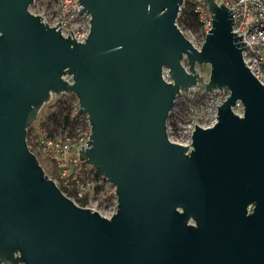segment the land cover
<instances>
[{"label":"water","instance_id":"obj_1","mask_svg":"<svg viewBox=\"0 0 264 264\" xmlns=\"http://www.w3.org/2000/svg\"><path fill=\"white\" fill-rule=\"evenodd\" d=\"M205 1L213 28L197 49L176 24L183 0H81L83 43L43 22L34 0H0V264H264V85L233 9ZM192 86L230 96L190 150L167 130ZM64 93L91 123L81 159L115 186L110 218L74 202L29 148L39 112Z\"/></svg>","mask_w":264,"mask_h":264},{"label":"built area","instance_id":"obj_2","mask_svg":"<svg viewBox=\"0 0 264 264\" xmlns=\"http://www.w3.org/2000/svg\"><path fill=\"white\" fill-rule=\"evenodd\" d=\"M216 2L219 5L224 3L229 9H233V32H237L239 36L243 35L244 38L239 40V42H247L245 45H242L241 48L248 45L247 48L243 49V59H245L247 67H249L258 81H261L264 85V0H216ZM33 4L42 9L41 12L34 13L40 15L43 22L47 23L49 26H56V29L60 30L63 37L71 38L72 40H74L75 37L76 42L83 43L91 34L92 21L90 19L92 16L88 10L80 12V10L84 8L81 0H34ZM189 8L192 9L193 13L198 17L200 26L199 31L191 25L189 17L187 16ZM213 19L214 17L211 16L209 6L205 0H183L180 5L176 24L185 37L189 39L197 49H201L206 41L207 34L213 28ZM60 22L61 24H59ZM69 35H71V37H69ZM183 62L188 69L187 62ZM164 76L168 82L172 81L171 74H164ZM64 78L68 80L69 83H73L71 75L67 74ZM220 92H224V94L221 95L216 103L215 113L213 115L214 120L208 126L216 124L219 118V105L230 96V90L227 87L216 89L213 94ZM80 108L79 101L78 110L73 112V117H76L82 112ZM232 109L236 115L243 116L245 105L238 99ZM85 122L87 123V128L83 132L80 130V125L74 134L69 132V128L65 130L62 129L64 132L59 134L49 130V128L44 125H35L34 128L29 130L27 136L29 148L34 150L36 155L38 153L41 158H44L46 161L49 160L53 165L56 164L60 167L59 181H63L65 185H69L72 178L76 181L77 195L70 198L80 206L82 205L78 201L88 194L90 196L91 191L98 186L95 177L97 173H99L89 162L84 161L80 157V150L83 148L82 145L88 148L87 141L90 140L92 135L91 123L89 122L87 114ZM194 131L195 128L193 130H188V134L182 142L174 141L170 137L169 138L171 141L189 146L191 150ZM58 180H56L57 184ZM118 204L119 201L116 208L109 210L106 214L100 211V204L92 202L90 199L89 203L82 207H90L94 211H98L102 216L110 218L117 213Z\"/></svg>","mask_w":264,"mask_h":264},{"label":"rangeland","instance_id":"obj_3","mask_svg":"<svg viewBox=\"0 0 264 264\" xmlns=\"http://www.w3.org/2000/svg\"><path fill=\"white\" fill-rule=\"evenodd\" d=\"M30 10L35 13L42 11V9L38 8L35 4L30 6ZM210 70V64L205 63L202 64V66L198 64L197 66V71L201 73V75H204L206 79H208L211 74ZM164 71V74H169L167 68ZM223 94L224 92L205 94L196 86H192L187 94H179L172 107L173 109L170 116L168 117L169 137L174 141L182 142L187 136L188 130H193L197 125L203 128L207 127L214 120L215 105ZM62 101L65 102L64 107L70 108L72 112L78 110L79 100L74 93L54 95L51 101L46 103L41 109L34 125H44L51 131H55L59 134L63 133L64 131H62L61 125L56 121L58 117H60L58 116V110ZM85 116V113L77 115V117H79V123H81V132L85 131L87 128V123L84 121ZM41 161L46 173L50 175L54 181L58 180V177L51 173V168L54 165L44 158H41ZM95 178L97 179L96 184L98 186L91 191L90 200L100 204V211L106 214L109 210L115 209L117 206L116 189L102 174L96 175ZM60 183L61 181L58 180V185H60Z\"/></svg>","mask_w":264,"mask_h":264},{"label":"trees","instance_id":"obj_4","mask_svg":"<svg viewBox=\"0 0 264 264\" xmlns=\"http://www.w3.org/2000/svg\"><path fill=\"white\" fill-rule=\"evenodd\" d=\"M187 16L189 17V20L191 22V25L196 28V30H200V26H199V22H198V17L193 13L192 9L189 8V10L187 11ZM64 101L61 102L60 106H59V110L58 113L60 117H58V119L56 120L58 124L61 125L62 129H68L69 128V132L71 134H74L76 129L78 128V126L81 124L79 123V117H73V112L72 110H70V108L68 109L67 107H64ZM82 112H80L81 114ZM86 120V116L84 118V121ZM35 125L33 124V126L30 127L29 130H31L32 128H34ZM34 151V150H33ZM39 159H41L40 155L37 153ZM60 167L58 165H54L51 168V173L55 174L56 177L59 178L60 175ZM97 175H100V173H97ZM72 181L70 182L69 185H65L63 183V181H61L59 187L60 189H62L63 192H65L69 197H72L74 195H77V191H76V181L72 178ZM101 187V186H100ZM89 199L90 196L89 194L86 195L84 198H81L78 202H80V204L82 206L87 205L89 203Z\"/></svg>","mask_w":264,"mask_h":264},{"label":"flooded vegetation","instance_id":"obj_5","mask_svg":"<svg viewBox=\"0 0 264 264\" xmlns=\"http://www.w3.org/2000/svg\"><path fill=\"white\" fill-rule=\"evenodd\" d=\"M256 208V205L250 204L248 208V214H252L254 212V209Z\"/></svg>","mask_w":264,"mask_h":264}]
</instances>
